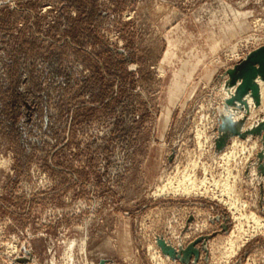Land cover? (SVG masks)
Here are the masks:
<instances>
[{"label": "rangeland", "instance_id": "1", "mask_svg": "<svg viewBox=\"0 0 264 264\" xmlns=\"http://www.w3.org/2000/svg\"><path fill=\"white\" fill-rule=\"evenodd\" d=\"M261 48L264 0H0V264H264Z\"/></svg>", "mask_w": 264, "mask_h": 264}, {"label": "water", "instance_id": "2", "mask_svg": "<svg viewBox=\"0 0 264 264\" xmlns=\"http://www.w3.org/2000/svg\"><path fill=\"white\" fill-rule=\"evenodd\" d=\"M248 73L253 75V78L258 74H264V48L256 50L237 68L235 73H232V81L230 82L231 86H236L238 81H241L246 77ZM254 83V82H253ZM255 84V83H254ZM250 94L254 95V101L257 97V86H253L252 92ZM159 246L162 248L164 253L168 254L171 257H174L176 251L173 248H170L162 240L158 241ZM189 251V250H188ZM195 256L198 257V253L195 252ZM188 257L187 250L184 252V259Z\"/></svg>", "mask_w": 264, "mask_h": 264}, {"label": "bare ground", "instance_id": "3", "mask_svg": "<svg viewBox=\"0 0 264 264\" xmlns=\"http://www.w3.org/2000/svg\"><path fill=\"white\" fill-rule=\"evenodd\" d=\"M261 76V75H260ZM256 82H257V84H258V86H259V88H260V96H261V98H264V80L262 79V78H258L257 80H256ZM234 158V157H233ZM186 174V173H185ZM183 177V176H182ZM192 180V179H191ZM184 181V180H183ZM187 182V181H186ZM191 182V181H190ZM175 183H177V181L175 182ZM205 183V182H204ZM173 184V183H172ZM227 184H228V182H227ZM180 185V184H179ZM189 185V184H188ZM181 187V186H180ZM187 187V186H186ZM190 187V186H189ZM181 188H183V187H181ZM185 188V187H184ZM183 188V189H184ZM191 188V187H190ZM175 189V187L173 188V190ZM178 189H179V187H178ZM186 189V188H185ZM195 189V188H194ZM190 190V189H189ZM180 191V190H179ZM185 191V190H184ZM184 191H182V192H184ZM175 192H177V191H175ZM186 192V191H185ZM182 194V193H181ZM246 241V240H245Z\"/></svg>", "mask_w": 264, "mask_h": 264}]
</instances>
